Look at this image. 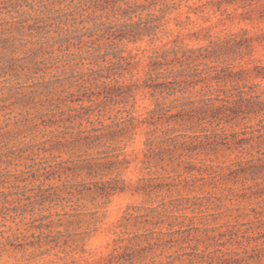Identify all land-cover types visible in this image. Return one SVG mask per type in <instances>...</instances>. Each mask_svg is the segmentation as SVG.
<instances>
[{
    "label": "rangeland",
    "instance_id": "1",
    "mask_svg": "<svg viewBox=\"0 0 264 264\" xmlns=\"http://www.w3.org/2000/svg\"><path fill=\"white\" fill-rule=\"evenodd\" d=\"M194 3L206 5L196 10L190 8ZM263 4L258 0H193L171 17L185 23L181 39L191 46L207 42L203 28H209L214 37L248 30L255 38L253 52L246 57V68L252 71L255 66L264 67ZM28 16L21 12L14 13V18H2L13 22ZM15 26L7 23L8 30L0 41V174L9 181L0 188V208L15 209L19 216L9 223L12 230L5 234L10 238L2 245L0 264H118L108 260L113 241L127 238V243H134L143 238L136 235L154 227L143 220H126L127 216L138 215L133 208H146L145 214L169 215L167 223L183 222V236L192 234L195 238L189 242L180 239L175 250L202 252L219 246L224 251L242 252L257 245L264 247V237L256 234V228L264 227V169L256 180L250 174H238V162L248 168V160L260 157L257 163H264V137L258 138L261 126L257 119H238L224 126L229 140L256 137L249 144L228 142L213 151L214 145L202 138L205 144L199 147L200 154L189 159L202 172L187 173L185 167L190 164H180V160L172 163L168 157L144 164L150 131L147 124L139 123L131 132L109 141L87 143L86 138L94 134L90 131L99 127L100 121L111 123L110 114L101 117L96 112L88 122L85 111L58 99L86 67L69 68L60 57L35 54L38 38ZM168 28H176V21L170 20ZM173 39L175 36L154 44L145 40L122 46L127 48L125 54L135 57L133 76L127 79L140 86L136 115L145 116L155 106L144 88L150 56ZM250 80L264 86V80ZM169 129L165 125L156 135ZM215 131L207 126L208 133ZM205 132L185 124L176 125V131L169 134ZM261 132L264 134V129ZM122 186L125 191H114ZM143 186H149L150 193L137 192ZM13 192L16 194L9 195ZM262 253L264 249L259 255ZM252 264H264V256Z\"/></svg>",
    "mask_w": 264,
    "mask_h": 264
},
{
    "label": "trees",
    "instance_id": "2",
    "mask_svg": "<svg viewBox=\"0 0 264 264\" xmlns=\"http://www.w3.org/2000/svg\"><path fill=\"white\" fill-rule=\"evenodd\" d=\"M190 1L193 0H0V41L1 35L8 30L7 23H15L14 29L38 38L36 44L39 48H35V54L43 52L55 59L60 57L69 68L86 67L68 88L60 92L65 96L60 94L58 99L64 105L70 102L74 109L85 111L88 122L96 112L101 117L110 114L108 119L112 120L111 123L100 121V126L90 131L94 134L86 138L87 143L109 141L117 135L131 132L139 123L147 124L150 131L145 141L144 164L164 161L168 157L172 163L180 160V164H190L185 167L187 173L202 172L201 168L191 165L193 161H189L200 154L199 147L205 144L202 138L208 139L206 143L214 145L211 149L217 151L220 145L228 142L246 145L256 138L238 140L234 137L229 140L225 137V124L235 123L238 119H257L260 128L264 129V86L250 80L263 81L264 67L255 66L252 71L246 68V57L253 52L255 42L246 29L214 37L210 35L209 28H203L207 31L204 35L206 43L186 44L181 39L185 23L171 15ZM234 1L237 0H227L230 3ZM194 5L190 8L198 10L206 4ZM30 11L37 15L32 16ZM21 12L29 16L13 22L3 21L4 15L13 17L14 13ZM261 14L264 18V4ZM187 19L192 22L190 16ZM170 20L176 21V28H168ZM169 36H175V39L152 53L144 80V88L150 92L155 106L145 116L136 115L140 86L127 79V76H133L135 57L129 52L125 54L127 48L122 46L145 40L154 44ZM168 99H171L170 103H167ZM185 124L206 132L199 135L169 134L170 130L176 131V125ZM165 125L170 129L156 135ZM207 126L216 128V131L208 133ZM261 129H258L261 133L258 138L264 137ZM261 160L260 157L248 160V168L242 167L244 162H238L241 164L238 174H250L256 180V175L264 169V163H257ZM7 183L9 181L0 174V188H5ZM118 189L125 191L126 187L114 188V191ZM140 191L150 193L149 186L138 188L137 192ZM1 198L0 195V205L3 203ZM133 209L138 215L127 216L126 220L135 218L154 227L146 234L136 235L143 238L134 243L129 240L127 243V238L114 240V248L108 257L111 263L252 264L264 256V253L259 255L264 247L258 245L242 252L224 251L219 246L213 251L175 250L180 239L189 242L195 238L192 234L183 236L186 232L181 226L183 222L167 223L169 215L162 212L151 215L143 213L146 208ZM17 213L12 208H0V251L10 238L5 234L12 230L9 223L16 221ZM177 225L180 228L175 229ZM256 231L264 237V227L256 228ZM176 236L179 237L177 240ZM167 252L170 254L166 255Z\"/></svg>",
    "mask_w": 264,
    "mask_h": 264
}]
</instances>
